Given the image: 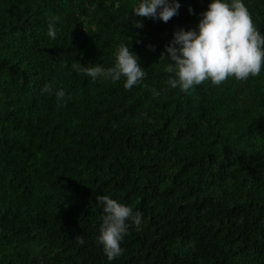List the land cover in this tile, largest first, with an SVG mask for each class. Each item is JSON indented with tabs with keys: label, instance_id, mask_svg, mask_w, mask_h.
Listing matches in <instances>:
<instances>
[{
	"label": "trees",
	"instance_id": "trees-1",
	"mask_svg": "<svg viewBox=\"0 0 264 264\" xmlns=\"http://www.w3.org/2000/svg\"><path fill=\"white\" fill-rule=\"evenodd\" d=\"M140 2L0 0V264H264V65L170 88L161 53L211 0H178L167 23L136 16ZM242 2L264 35V0ZM122 44L140 84L83 74L113 67ZM105 195L141 214L111 261L97 241Z\"/></svg>",
	"mask_w": 264,
	"mask_h": 264
},
{
	"label": "clouds",
	"instance_id": "clouds-1",
	"mask_svg": "<svg viewBox=\"0 0 264 264\" xmlns=\"http://www.w3.org/2000/svg\"><path fill=\"white\" fill-rule=\"evenodd\" d=\"M178 0H141L134 7L133 13L138 17L159 19L167 23L178 15L180 8ZM193 10L189 8V13ZM198 31H185L183 28L173 33V39L165 46L167 57L161 53V58H167L164 71L169 75L165 82L170 88H177L190 93L197 85L210 80L215 86L225 82L229 77L245 81L249 76H258L264 65V35L255 27L248 8L242 0H211L208 10L201 14ZM56 17L49 19L47 35L55 39L57 36ZM136 27H142L136 22ZM155 50V46H148ZM83 74L91 77L111 79L113 82L125 78V90H131L141 83L146 72L141 68L138 57L128 46L122 44L115 53L113 67L104 68L100 65L84 67ZM42 92L53 94L60 106H66L65 92L56 90L54 84H45ZM153 94L159 93L153 89ZM68 99H71L69 96ZM97 202L103 206L104 216L99 228L97 241L103 246L109 261L122 254L120 242L127 234L129 221L139 227L141 214L129 206L118 203L108 196H97ZM77 241L84 240L78 236ZM194 246V245H193Z\"/></svg>",
	"mask_w": 264,
	"mask_h": 264
}]
</instances>
